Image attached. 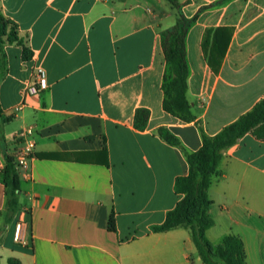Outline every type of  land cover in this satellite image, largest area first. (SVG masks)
Masks as SVG:
<instances>
[{"label": "crops", "instance_id": "0c3cea01", "mask_svg": "<svg viewBox=\"0 0 264 264\" xmlns=\"http://www.w3.org/2000/svg\"><path fill=\"white\" fill-rule=\"evenodd\" d=\"M178 2L193 20L187 97L201 126L163 108L161 32L178 19L165 0H0L32 53L26 61L17 44L0 48V264H205L189 229L154 228L183 198L175 181L189 172L184 150L199 151L204 133L218 134L264 99V0ZM218 29L230 41L211 64ZM38 68L48 89L24 97ZM140 108L150 111L144 131L134 126ZM30 127L34 158L9 213L3 152L19 148ZM161 127L182 148L162 139ZM220 169L207 237L217 245L238 236L247 263L264 264V140L246 135ZM112 211L117 232L109 230ZM20 221L29 246L14 242Z\"/></svg>", "mask_w": 264, "mask_h": 264}, {"label": "trees", "instance_id": "16d2710c", "mask_svg": "<svg viewBox=\"0 0 264 264\" xmlns=\"http://www.w3.org/2000/svg\"><path fill=\"white\" fill-rule=\"evenodd\" d=\"M172 8L178 11L176 24L161 32L162 46L166 58L167 69L162 89L164 92L163 108L165 112L185 123L196 122L192 106L188 100V79L190 67L186 57V37L193 20L187 19L181 12L178 0H165ZM225 29H218L214 33L210 63L213 64L214 55L220 60L224 57L229 45L230 37L222 41L221 34ZM4 44H17L22 48L23 59L29 60L32 53L24 41L19 37L18 26L12 20L0 14V47ZM218 65L221 61L218 60ZM150 111L140 108L136 111L134 126L140 131L147 129ZM158 135L166 142L182 148L180 140L167 128L161 127ZM251 134L258 140H264V99L260 100L249 112L242 115L237 121L229 124L214 136L203 134V145L195 153L185 154L189 164V172L179 176L175 181V191L183 198L176 207L168 212L164 223L154 228V232L161 233L177 228L190 230L192 239L205 264H248L246 261L245 246L241 238L228 235L217 244H212L207 231L213 227L214 220L210 215L213 201L210 198V186L213 179L222 176L220 163L228 150L236 146L246 135ZM6 167L3 172V181L7 189L8 212L14 213L19 206V195L22 192V182L17 170L14 156L4 150ZM41 159H49L50 155H38ZM106 164L108 156L106 154ZM109 230L117 232L116 214L111 212ZM8 264H21L16 259H9Z\"/></svg>", "mask_w": 264, "mask_h": 264}, {"label": "built area", "instance_id": "2783aa9c", "mask_svg": "<svg viewBox=\"0 0 264 264\" xmlns=\"http://www.w3.org/2000/svg\"><path fill=\"white\" fill-rule=\"evenodd\" d=\"M48 79L46 75V71L43 68H38L35 81L30 84L25 90H23L22 94L24 97L37 95L41 91L48 89ZM25 106V102L21 103L14 107V113H19ZM34 128L30 127L26 133V139L21 144L19 148L14 150L12 156H14L17 164V170L19 174L26 170L29 167L30 160L34 158V147L35 141L33 139ZM24 222H18L15 226L14 231V242L21 246H29V240L26 235H24Z\"/></svg>", "mask_w": 264, "mask_h": 264}, {"label": "rangeland", "instance_id": "374dc122", "mask_svg": "<svg viewBox=\"0 0 264 264\" xmlns=\"http://www.w3.org/2000/svg\"><path fill=\"white\" fill-rule=\"evenodd\" d=\"M0 48H2V47H0Z\"/></svg>", "mask_w": 264, "mask_h": 264}]
</instances>
